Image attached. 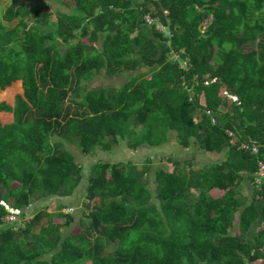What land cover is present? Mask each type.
Instances as JSON below:
<instances>
[{"label":"trees","instance_id":"1","mask_svg":"<svg viewBox=\"0 0 264 264\" xmlns=\"http://www.w3.org/2000/svg\"><path fill=\"white\" fill-rule=\"evenodd\" d=\"M55 2L67 11L11 0L0 13V112L13 114L0 120V264L264 259V180L254 185L264 160V0ZM172 52L179 60L169 61ZM122 71L137 73L121 87L88 88L96 75ZM170 133L183 148L225 158L198 170L170 158L152 191L151 159L143 169L99 162L85 177L67 146L77 142L84 155L122 142L137 150ZM248 140L257 156L241 149ZM84 179L78 231L65 233L76 221L64 213L70 207L40 205L71 198ZM11 210L19 211L12 223Z\"/></svg>","mask_w":264,"mask_h":264},{"label":"rangeland","instance_id":"2","mask_svg":"<svg viewBox=\"0 0 264 264\" xmlns=\"http://www.w3.org/2000/svg\"><path fill=\"white\" fill-rule=\"evenodd\" d=\"M25 3H29V6H35L37 3H42L46 6L47 11H55V10H63L67 11L62 5L55 2V0H22ZM66 1V0H64ZM69 1V0H68ZM11 0H5L0 4V13L4 10V8L10 4ZM175 57L169 59L174 60ZM184 66V64H182ZM144 71V69L142 70ZM137 72L131 71H122L118 75L113 77H108L104 72L96 75L91 81L87 82L88 88H100V87H121L124 83H126L131 76L135 75ZM20 86V84H19ZM21 88V87H19ZM20 90V89H19ZM9 99L5 102L10 104L15 108V103H10ZM1 103V101H0ZM0 120L3 123H7L13 120L12 113L0 112ZM56 140L52 138V141ZM69 150L74 154L76 161L80 163L84 168L85 177L88 176L89 170L92 168L94 164L99 162H109V163H119V162H133L136 165H140V169H143L146 160L151 159V169L145 176V181L148 184V187L154 191L156 187L155 183V172L158 169H163L165 171H171L172 163L168 161L170 158H177L181 161H185L187 158L193 164V168L198 170L205 164L218 163L221 162L225 158V152L220 154L217 153H202L199 152L196 147L191 148H183L177 143L175 139V135L170 133L168 137V141L162 145L155 147H147L142 146L137 150H133L128 147L126 142H122L118 146H115L112 151L105 152L100 149H96L93 153L89 155H84L79 149L78 143L75 141H71L68 143ZM191 156V158H189ZM86 185L87 181L84 179L80 186L77 188L76 192L71 198L68 199H56L51 198L44 201L40 206H49L51 210L55 209L56 204L64 203L68 205L70 208L65 209L64 213H71L76 217V221L73 225L64 229V232L78 231V221L79 218L82 217V204L86 201ZM242 195L250 194V186L249 184H243L241 187ZM212 194L216 197L222 195L220 191H212ZM34 212L31 210L30 215H33ZM56 223H64L65 220L63 218H56L54 220ZM237 233V232H234ZM263 264V263H262Z\"/></svg>","mask_w":264,"mask_h":264},{"label":"built area","instance_id":"3","mask_svg":"<svg viewBox=\"0 0 264 264\" xmlns=\"http://www.w3.org/2000/svg\"><path fill=\"white\" fill-rule=\"evenodd\" d=\"M168 12L166 11L165 14H167ZM145 21L147 22L148 25H152L157 23L158 24V29L160 32H164L166 37H171V32L170 29H165L164 25L162 23H160V21H158L157 19L151 17V16H146L145 17ZM171 57H175L174 59L177 61L179 60V54L177 52H172ZM182 64H184L183 67L187 66V62H182ZM224 95L229 98L230 100H232L233 102L239 103L238 102V98L235 96H230L227 92L224 93ZM208 116L212 115V112L207 110L206 111ZM212 123L215 124V120L212 118ZM229 136L234 137V133L231 131H228ZM241 149L245 152L250 153L251 155L257 156L259 154V149L260 146L252 141V140H248V141H244L241 143ZM264 180V160L261 159H257V170L254 174V185L259 187L262 183V181ZM19 214V211H12L11 210V214L6 218V221L8 222H15L17 220V215Z\"/></svg>","mask_w":264,"mask_h":264},{"label":"crops","instance_id":"4","mask_svg":"<svg viewBox=\"0 0 264 264\" xmlns=\"http://www.w3.org/2000/svg\"><path fill=\"white\" fill-rule=\"evenodd\" d=\"M262 263L264 264V259H260V260H258L256 262L252 263V264H262Z\"/></svg>","mask_w":264,"mask_h":264},{"label":"water","instance_id":"5","mask_svg":"<svg viewBox=\"0 0 264 264\" xmlns=\"http://www.w3.org/2000/svg\"><path fill=\"white\" fill-rule=\"evenodd\" d=\"M206 29H207V27L205 28V30H206ZM191 156H192V155H190V157H189V158H191Z\"/></svg>","mask_w":264,"mask_h":264}]
</instances>
